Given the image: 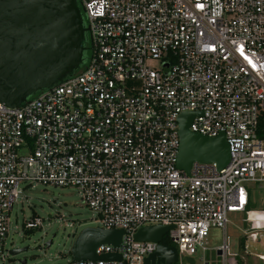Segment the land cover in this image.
<instances>
[{
  "label": "built area",
  "instance_id": "2783aa9c",
  "mask_svg": "<svg viewBox=\"0 0 264 264\" xmlns=\"http://www.w3.org/2000/svg\"><path fill=\"white\" fill-rule=\"evenodd\" d=\"M78 2L87 65L20 108L0 102V261L21 184L74 188L100 228L124 231L96 249L118 258L67 264H145L164 240L205 253L212 228L226 260L228 215L264 189V0ZM185 113L193 133L225 135L227 167L178 169ZM150 226L170 228L161 243L135 239Z\"/></svg>",
  "mask_w": 264,
  "mask_h": 264
},
{
  "label": "water",
  "instance_id": "95a60500",
  "mask_svg": "<svg viewBox=\"0 0 264 264\" xmlns=\"http://www.w3.org/2000/svg\"><path fill=\"white\" fill-rule=\"evenodd\" d=\"M89 28L78 0H0V102L11 109L20 108L39 92L48 90L74 76L84 64ZM193 113L179 119L180 149L178 169L189 173L195 162L217 164L230 162L225 135L206 137L190 131ZM169 227L141 228L135 235L139 242L161 243ZM27 231L24 235H31ZM123 230L100 227L84 229L74 240L70 254L73 262L113 260L117 255L97 256L101 245L119 247ZM27 249L11 250L17 256ZM217 255H221L218 251ZM175 247L160 244L145 264H176ZM20 264H27L22 260Z\"/></svg>",
  "mask_w": 264,
  "mask_h": 264
},
{
  "label": "rangeland",
  "instance_id": "374dc122",
  "mask_svg": "<svg viewBox=\"0 0 264 264\" xmlns=\"http://www.w3.org/2000/svg\"><path fill=\"white\" fill-rule=\"evenodd\" d=\"M84 23L87 25L85 18ZM90 55L91 51L85 53L87 62ZM20 190L22 194L11 214L12 231L6 248L27 250L17 256L10 255L0 264H20L22 260H27V264H67L72 260L70 250L76 237L86 228L100 226L98 217L85 206L74 188L21 184ZM252 203L256 210L228 215L226 260L217 255L224 243V232L212 228L206 242L208 252L179 254L176 264H264V228L259 223L264 221V189L254 191ZM33 218L40 220V226L31 235H24V224Z\"/></svg>",
  "mask_w": 264,
  "mask_h": 264
},
{
  "label": "trees",
  "instance_id": "16d2710c",
  "mask_svg": "<svg viewBox=\"0 0 264 264\" xmlns=\"http://www.w3.org/2000/svg\"><path fill=\"white\" fill-rule=\"evenodd\" d=\"M87 39L89 40V37L87 36ZM86 65H87V63H86ZM86 65H84V66H86ZM84 66H82V67H84ZM81 67V68H82ZM80 68V69H81ZM256 208H257V206L254 204V203H250V205L248 206V208H247V210H246V213H249V212H252V211H254V210H256ZM36 230V229H35ZM34 231V230H33ZM244 239H245V237H244ZM164 245L165 246H170L171 245V243L170 242H168L167 240H164ZM241 246L242 247H244V240L242 239V241H241Z\"/></svg>",
  "mask_w": 264,
  "mask_h": 264
},
{
  "label": "flooded vegetation",
  "instance_id": "af4514ba",
  "mask_svg": "<svg viewBox=\"0 0 264 264\" xmlns=\"http://www.w3.org/2000/svg\"><path fill=\"white\" fill-rule=\"evenodd\" d=\"M87 48L89 49L87 52L91 51V42H90V40H88V39H87ZM87 52H86V53H87ZM89 58H90V57H89ZM86 60H87V58L84 57V64H83V65H86V63H87ZM88 60H89V59H88ZM172 247H174V246H172Z\"/></svg>",
  "mask_w": 264,
  "mask_h": 264
},
{
  "label": "bare ground",
  "instance_id": "6f19581e",
  "mask_svg": "<svg viewBox=\"0 0 264 264\" xmlns=\"http://www.w3.org/2000/svg\"><path fill=\"white\" fill-rule=\"evenodd\" d=\"M259 223H260V226H263L264 228V221H260Z\"/></svg>",
  "mask_w": 264,
  "mask_h": 264
}]
</instances>
